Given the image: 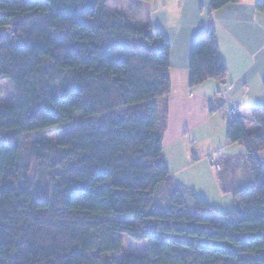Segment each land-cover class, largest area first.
Returning <instances> with one entry per match:
<instances>
[{"label": "trees", "instance_id": "1", "mask_svg": "<svg viewBox=\"0 0 264 264\" xmlns=\"http://www.w3.org/2000/svg\"><path fill=\"white\" fill-rule=\"evenodd\" d=\"M239 1L209 0L210 10ZM0 31V80L16 94L0 104V264H264V108L253 133L229 122L228 144L243 143L252 174L235 191L239 208L210 212L196 195L191 207L164 159L158 100L172 90L171 47L160 32L110 15L108 0H0ZM226 76L212 27L193 43L189 84ZM77 116L84 123L57 144L30 146L56 174L43 195L21 138ZM160 186L167 205L157 210ZM122 236L148 241L147 256H121Z\"/></svg>", "mask_w": 264, "mask_h": 264}, {"label": "crops", "instance_id": "2", "mask_svg": "<svg viewBox=\"0 0 264 264\" xmlns=\"http://www.w3.org/2000/svg\"><path fill=\"white\" fill-rule=\"evenodd\" d=\"M258 1L240 0L212 12L209 0H108L110 15L124 16L138 27H151L170 44L172 90L169 97L159 99L160 104L163 101L158 106L168 114L163 133L165 163L172 178L185 188L207 192L203 188L209 180L203 176L209 169L206 157L231 169L235 148H245L242 142L227 141L233 110L238 111L236 118L248 134L259 129L253 120L254 111L264 108V13L256 9ZM212 27L227 76L223 83L210 80L192 88L193 43ZM203 153L205 159L199 157ZM259 159L264 165V152ZM203 163L207 169L201 167Z\"/></svg>", "mask_w": 264, "mask_h": 264}, {"label": "rangeland", "instance_id": "3", "mask_svg": "<svg viewBox=\"0 0 264 264\" xmlns=\"http://www.w3.org/2000/svg\"><path fill=\"white\" fill-rule=\"evenodd\" d=\"M112 6L113 9H115L116 6L114 3ZM3 32L4 31H0V33ZM162 101L161 104H160V100L158 101V103L161 106H162ZM15 103H16V94L13 83L7 80H0V104L14 105ZM97 118L101 119L103 117H97ZM83 123H84L83 118L81 116H77L74 124L72 125L56 127L53 129L45 130L43 132L31 134L21 138L23 166L26 167L27 172L29 173V178L33 182L34 186L38 188L43 195L47 196L52 194L53 184H54L53 179L56 176V174L48 170L45 164L36 161L32 156H30L29 151L31 144L39 137H47L54 144H57L63 138L65 132H69L72 129L78 128ZM220 134L222 135V133ZM234 153L236 154V159L231 169H227L226 164H224V162L218 161L217 159V163L221 165L223 170L218 169L217 165L213 164L210 161L211 156L206 157L209 159L207 161L209 164V169H208V173H206V171L204 170L203 176L209 178V180H207L208 184L204 185L203 188H205L207 192L201 191L200 189H198L199 191L195 189L196 190L195 191L191 189L193 187H186V189L189 190L187 200H188V204L191 207L194 206L193 195H196L198 199L206 200L209 203L210 212L228 214L239 208V204L235 198V191L241 186H247L249 184V181L252 179L251 178L252 174L249 168L246 149L244 147L243 148L237 147L235 148ZM199 155H200L199 157L205 159L206 154L203 153ZM204 165L207 164L203 163L201 164V167H205ZM211 179H213L212 181L213 183H211ZM217 181L219 182V185H217L218 183ZM223 192L225 193V195L221 196ZM155 202H156L157 210H161L163 206L167 205V190L165 186H160L157 188ZM182 224L185 225L186 223H182ZM200 227H204V226H200ZM122 237L124 238V246L122 252L120 253L121 256H138V257L147 256L149 250L148 241H136L127 236H122Z\"/></svg>", "mask_w": 264, "mask_h": 264}, {"label": "built area", "instance_id": "4", "mask_svg": "<svg viewBox=\"0 0 264 264\" xmlns=\"http://www.w3.org/2000/svg\"><path fill=\"white\" fill-rule=\"evenodd\" d=\"M238 114H239V113H238L237 110H233V111H232V115H233V116L237 117ZM217 167H218V169H221V167H220L219 165H217Z\"/></svg>", "mask_w": 264, "mask_h": 264}]
</instances>
